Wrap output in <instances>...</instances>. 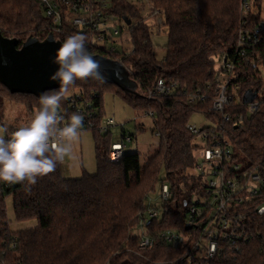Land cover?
Listing matches in <instances>:
<instances>
[{
    "label": "trees",
    "instance_id": "1",
    "mask_svg": "<svg viewBox=\"0 0 264 264\" xmlns=\"http://www.w3.org/2000/svg\"><path fill=\"white\" fill-rule=\"evenodd\" d=\"M147 1L153 11L162 14V25L167 28L168 42L162 61L156 60L151 31L143 24L127 26L132 45L128 54L115 50L108 55L87 47L92 55L119 59L137 82L142 98L126 96L117 87L97 81H77L70 87L82 88L91 103L93 127L82 131L92 133L96 172L64 178L58 165L55 172L39 178L30 190L21 184L0 182V248L10 250L7 258L11 264H184L191 255L190 248L203 237L210 212L207 203L214 197L207 189L208 175L191 174L197 165L192 155L196 135L187 127L193 113L203 114L214 125H222L217 133L227 140L233 161L241 167L239 172L257 170L264 175V102L248 115L245 105L233 101L225 110L231 118L226 123L211 109L216 60L235 50L243 23L240 0ZM252 1L257 12L248 15L246 26L264 25L261 0ZM107 3L108 10L120 18L131 20L140 12L139 7L123 0ZM50 27L51 21L42 15L35 0H0V32L6 38L16 39L18 48L28 36L43 40L51 33ZM55 39L63 42L65 38L55 35ZM247 55L233 79V84L239 87V97L248 91H259L264 85V45H258ZM158 79L174 85L170 94H151ZM110 88L132 108L145 111L154 120L152 134L159 138V145L143 165L137 153H123L118 162L108 159L113 144L110 132L101 135L98 128L103 116L102 93ZM193 96L203 99L191 101ZM5 97L28 99L23 105L32 117L39 106L38 98L10 94L0 84V107ZM76 108L70 106L68 99L62 101L60 111L65 121ZM202 131L209 133V128ZM126 137L132 140L131 135L123 132L121 139ZM161 168L165 172L161 184L168 183L172 199L159 208L147 207L145 202L159 181ZM193 195L206 202L196 203ZM8 196L16 221L35 219V228L15 233L9 230L5 213ZM262 204L264 188L256 198L233 208L230 213L236 218L230 228L233 238L219 241L215 257L191 261L264 264V220L253 210ZM192 207L200 213L190 214ZM151 209H161V217L149 218ZM136 226L145 227L152 243L150 248H138L140 237L130 234ZM171 234L186 241L167 240Z\"/></svg>",
    "mask_w": 264,
    "mask_h": 264
},
{
    "label": "built area",
    "instance_id": "2",
    "mask_svg": "<svg viewBox=\"0 0 264 264\" xmlns=\"http://www.w3.org/2000/svg\"><path fill=\"white\" fill-rule=\"evenodd\" d=\"M35 1L38 3L42 15L51 21L50 30L54 38L55 35L66 38L81 31L87 36L86 46L90 49L97 52H105L108 55L118 50L112 41V36H117L120 32L116 18L119 20H122V18L113 15L108 10L109 5L106 0ZM256 10L257 8L253 5L252 0H240V14L243 23L238 32L236 48L233 52L225 53L217 61L218 67L215 70L216 85L211 109L219 114L225 123L231 119L229 115L225 114V110L233 101L236 102V105L238 103L245 105L248 115H252L257 110L259 103L264 102V85L259 91H250L255 92V96L251 102L244 103L243 99L247 92L242 97H239V87L233 84L234 74L244 59H248L247 54L258 45H264V25L260 24L255 27L246 26L248 15L256 13ZM154 12L160 14L159 11ZM161 25L162 19L157 18L156 28L159 29ZM116 61L121 62L119 59ZM173 89L174 85H169L162 79H158L151 94L164 96L170 94ZM151 94H149V97ZM197 98L203 99L202 97L193 96L191 101ZM68 100L70 106L76 108L77 105L76 112L83 115V129L90 130L93 127L91 103L86 100L83 93L70 97ZM79 104L82 107H79ZM238 119L239 121L243 120L242 117ZM113 125V118L102 116L98 133L101 135L106 134ZM187 127L196 136L203 134L202 139L205 142V149L202 153L203 162L209 165L210 168V174H206L208 175L207 189L210 190V194L214 195V197H210L207 203L210 207V212L206 216L203 237L197 240L194 246L190 248L189 253L191 255L184 262V264H201L197 262L193 263L191 259L195 258V260L199 261L210 260L215 257L218 251L219 241H227L233 238V232L230 228H232V224L236 223V218H233L230 213L235 206L243 204L246 201H251V199L256 198L260 194L261 189L264 188V175L259 174L257 170L252 173L247 171L239 172L241 167L233 161V155L231 154L227 140L221 138L220 133H217L222 128V125L220 127L215 125L212 130L209 128V133L197 130L189 125ZM130 141L126 137L121 139L119 143L112 144L108 153V159L111 162H118L122 157L125 143ZM200 174L205 176L204 173ZM160 198L162 204L172 199V193L168 185H162ZM193 200H196V203L200 201L202 205L206 202L204 198L202 199L195 195H193ZM154 210L156 209L149 210L148 217L159 219L158 213ZM198 210L192 207L190 214L198 215L200 213ZM253 210L257 214L262 215L264 220V204L253 207ZM162 213L163 211L161 210V215ZM173 239H178L181 243L186 241L183 237L175 234L167 237V240ZM151 244L148 234L142 235L138 248L144 250L150 248ZM13 247L14 245L9 248L12 249ZM9 252V249L0 248V264H11L7 258Z\"/></svg>",
    "mask_w": 264,
    "mask_h": 264
},
{
    "label": "rangeland",
    "instance_id": "3",
    "mask_svg": "<svg viewBox=\"0 0 264 264\" xmlns=\"http://www.w3.org/2000/svg\"><path fill=\"white\" fill-rule=\"evenodd\" d=\"M106 1L110 2L111 0ZM123 1L140 8L138 16L131 18V24L136 25L142 23L148 26L151 31L150 41L152 43L155 58L159 62L162 61L165 56V46L168 42L167 28L163 25H161L159 29L156 28L157 18L163 19L162 14H156L147 0ZM260 7L261 17H264V0H261ZM116 22L118 28H120V32L117 36H112V41L118 50L127 54L132 50L128 29L122 20L116 18ZM217 67L218 62L216 60L215 70ZM82 93V88L74 87L69 89V94L66 99L81 95ZM23 102L28 103L29 101L28 99L16 100L9 97L3 99V104L0 107V127H7L8 131L10 129H17L32 118L27 108L23 105ZM102 112L103 116L113 118L114 120V125L109 128V139L111 143H119L123 132L132 136V140L125 143L123 153H137L142 165L149 157L155 154L158 149L159 138L152 134L154 120L150 115L146 114L145 111L132 108L127 101L116 93L115 89L110 88L102 93ZM188 125L197 130L215 127L211 120L199 113H193L190 116ZM4 135L7 138L9 132L4 133ZM202 137L203 134L197 135L192 141V145L196 147L193 149L192 155L198 165L191 170V174L193 175L200 173H204V175L210 174L209 165L203 162L202 153L205 149V142ZM75 153L77 155L76 161L66 158L63 164H59L61 175L64 178H79L83 174H94L96 172V155L93 136L90 131L83 130L81 132L79 143L75 145ZM158 177L159 181L155 184L154 191L149 194L145 202L147 207L159 208L162 205L160 198L162 190L161 182L165 179L163 168L160 169ZM167 184V182L164 183V185ZM154 211L158 213V217L160 218L161 210L158 209ZM5 213L9 230L13 233L32 229L37 226V221L35 219L16 221L13 215L11 198L9 196L5 197ZM130 234L136 237L145 236L146 229L144 226H136L131 230Z\"/></svg>",
    "mask_w": 264,
    "mask_h": 264
},
{
    "label": "clouds",
    "instance_id": "4",
    "mask_svg": "<svg viewBox=\"0 0 264 264\" xmlns=\"http://www.w3.org/2000/svg\"><path fill=\"white\" fill-rule=\"evenodd\" d=\"M87 40L81 31L67 36L62 43L54 40L60 43L52 60L58 68L49 79L58 82L59 87L43 91L33 117L7 138V127H0V182L21 184L30 190L66 158L77 160L75 145L80 140L84 117L73 112L65 121L60 111L62 101L77 81L105 82L98 61L86 46Z\"/></svg>",
    "mask_w": 264,
    "mask_h": 264
},
{
    "label": "water",
    "instance_id": "5",
    "mask_svg": "<svg viewBox=\"0 0 264 264\" xmlns=\"http://www.w3.org/2000/svg\"><path fill=\"white\" fill-rule=\"evenodd\" d=\"M122 20L126 26L131 23L126 17ZM54 40L62 43L51 33L43 40L28 36L18 48L19 42L16 39L6 38L0 32V84L10 94L32 95L36 98L43 91L57 89L58 82L49 79L58 68L52 60L60 43ZM93 57L99 63V72L105 79L104 83L117 87L126 96L142 98L137 82L131 78L129 71L121 62L100 55ZM254 96L255 92L248 91L243 102H251ZM189 228L186 227L187 230Z\"/></svg>",
    "mask_w": 264,
    "mask_h": 264
}]
</instances>
